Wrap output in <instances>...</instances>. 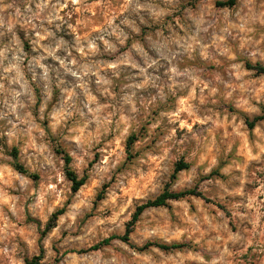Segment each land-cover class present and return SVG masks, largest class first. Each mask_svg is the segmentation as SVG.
<instances>
[{
  "label": "rangeland",
  "instance_id": "rangeland-1",
  "mask_svg": "<svg viewBox=\"0 0 264 264\" xmlns=\"http://www.w3.org/2000/svg\"><path fill=\"white\" fill-rule=\"evenodd\" d=\"M227 1L0 0V264H264V0Z\"/></svg>",
  "mask_w": 264,
  "mask_h": 264
},
{
  "label": "trees",
  "instance_id": "trees-1",
  "mask_svg": "<svg viewBox=\"0 0 264 264\" xmlns=\"http://www.w3.org/2000/svg\"><path fill=\"white\" fill-rule=\"evenodd\" d=\"M237 1L238 0H228L225 3H218V5L221 7L233 8L236 5ZM247 68L252 69V70H256V71H258L259 74L264 75V68L263 67H258V66L252 67L251 65H247ZM262 121H264V110H262V114L258 117H255L253 119H249V118L245 119V122H246V124L250 130H253L257 126V124L262 122ZM134 140H135V137H131L129 139V146H131V144ZM57 152L59 154L63 155V159L65 162L66 177L72 184V187H71L72 191L74 193H77L86 184L87 179L85 177L79 178L70 169L72 159L69 155H67L64 151H57ZM12 156L17 162V151L16 150H14ZM188 168H189V166L187 164H184V163L178 164L174 169V173L171 177L172 180H174L180 172L187 170ZM16 169L22 174H27V172L24 170V168L22 166H20L19 164H16ZM188 196L201 197V194L196 193L195 191H185V192L175 193V192H171L169 190V188H166V190L161 195H159L157 198H155L154 200L148 201L145 204H142V205L137 207V209H136V211L132 217V220L128 224L126 232L123 236L110 237V238L105 239L102 242L92 246L88 250L79 251L78 254H84V253L99 251L101 248H103L105 246H109L111 244V242H113L115 240H119L125 244L130 245V236L133 232V228L135 227L136 223L139 221L140 217L143 215V213L145 211H147L149 209H156V208H167L169 202L179 201V200L184 199ZM64 213H65V210H60V211H57L56 213L53 214L52 218L50 219V221L48 222V224L46 225V227L42 233L43 237H45L46 234H48L50 231H52L54 228H56L59 218L61 216H63ZM150 247H156V248L163 250V251H172V250H180L184 246H182V245L167 246V245L148 244V245L144 246L141 250H146ZM42 262H43V250H41L40 255L35 256L31 259H27L25 264H43Z\"/></svg>",
  "mask_w": 264,
  "mask_h": 264
}]
</instances>
